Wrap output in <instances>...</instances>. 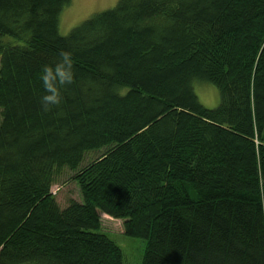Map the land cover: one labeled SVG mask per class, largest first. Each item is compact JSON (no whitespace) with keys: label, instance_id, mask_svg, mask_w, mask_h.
<instances>
[{"label":"trees","instance_id":"obj_1","mask_svg":"<svg viewBox=\"0 0 264 264\" xmlns=\"http://www.w3.org/2000/svg\"><path fill=\"white\" fill-rule=\"evenodd\" d=\"M71 2L0 0L21 41L0 39V264H124L101 212L147 240L143 264H264V0H119L62 35ZM62 50L76 78L45 111ZM65 169L82 201L63 208Z\"/></svg>","mask_w":264,"mask_h":264},{"label":"rangeland","instance_id":"obj_2","mask_svg":"<svg viewBox=\"0 0 264 264\" xmlns=\"http://www.w3.org/2000/svg\"><path fill=\"white\" fill-rule=\"evenodd\" d=\"M119 0H72L60 13L59 30L62 35H68L72 29L82 24L94 14L114 8ZM0 39L11 45L21 44L20 40L10 36H0ZM194 89L200 101L208 108H215L220 103L218 88L211 82L201 79L193 81ZM2 108H0V122L2 121ZM104 149V148H103ZM103 149L89 152L85 155L81 166H86L102 154ZM75 172L65 169L59 177L52 192L56 195L61 207L65 208L73 199L82 201L80 188L73 179ZM102 227L99 232L112 239L123 252L124 264H143L147 249V240L132 237L125 233L124 220L113 218L103 212L100 213Z\"/></svg>","mask_w":264,"mask_h":264},{"label":"clouds","instance_id":"obj_3","mask_svg":"<svg viewBox=\"0 0 264 264\" xmlns=\"http://www.w3.org/2000/svg\"><path fill=\"white\" fill-rule=\"evenodd\" d=\"M75 78L74 54L69 50H62L57 60L42 67L40 103L45 111L61 105L64 90L74 83Z\"/></svg>","mask_w":264,"mask_h":264}]
</instances>
